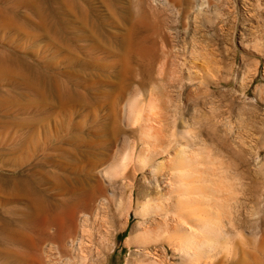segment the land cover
Instances as JSON below:
<instances>
[{
	"label": "rangeland",
	"instance_id": "1",
	"mask_svg": "<svg viewBox=\"0 0 264 264\" xmlns=\"http://www.w3.org/2000/svg\"><path fill=\"white\" fill-rule=\"evenodd\" d=\"M187 1L0 0V226L13 225L23 239L35 240L0 243V264H46L49 258V264H80L78 215L73 223L64 215L79 196L94 189L93 166L107 151L112 131L129 132L119 116L127 87L148 83L147 89L157 92V67L168 65L174 55L188 58L213 51L222 66L244 73L257 70L252 87H264V0H209L211 7L195 18L183 12L192 0ZM248 94L260 96L252 88ZM213 96L208 98L216 103L206 96L182 104V117L191 121L215 105V115L231 135H258V128L226 101L228 96ZM257 107L264 112V101ZM33 210L38 221L30 225L25 218ZM37 211L41 215L35 218ZM90 220L82 264L99 263L97 227ZM134 222L131 217L103 264H127L130 251L124 242ZM35 245L39 248L32 254ZM13 248L23 251L21 256ZM6 249L12 254L2 253Z\"/></svg>",
	"mask_w": 264,
	"mask_h": 264
},
{
	"label": "bare ground",
	"instance_id": "2",
	"mask_svg": "<svg viewBox=\"0 0 264 264\" xmlns=\"http://www.w3.org/2000/svg\"><path fill=\"white\" fill-rule=\"evenodd\" d=\"M211 5L209 0H192L183 12L186 17L195 18ZM261 55L264 61V53ZM220 62L213 51L192 54L188 58L174 55L168 65L161 64L155 71L154 83L161 88L157 92L151 87L147 89L148 83L135 84L131 90L127 87L129 94L119 109V116L129 132L112 129L115 131L106 142L109 143L107 151L93 164L94 189L90 194L78 193L81 197L78 195L74 207L64 215L69 221L78 215L80 264L85 259L83 252H88L91 218L97 227L96 259L98 257V264H103L131 217L135 222L124 242L130 251L127 264H264V112L257 109L258 103L264 101V87H252L257 70L244 73L233 66H222ZM251 88L260 94L258 98L248 94ZM215 94L228 96L226 101L239 115H245L248 124L258 128V135H231L222 118L215 115V105H209L203 114L198 113L200 117L197 115L191 121L182 117L185 114L181 115L180 108L188 102ZM121 98H117L119 102ZM118 126L117 129L124 128ZM32 213L25 218L30 225L37 220L34 210ZM38 213L35 218L40 217ZM44 215L42 221L46 220L47 215ZM35 228L32 230L40 233ZM23 235L13 225L0 226V243L23 244L25 240H34L27 235L23 239ZM41 237L36 239L41 240ZM44 239L45 243L47 236ZM69 242L72 245L73 241ZM37 247L39 245L35 250L32 246V254ZM9 251L2 253L19 255L23 252L14 248L12 253ZM52 254H48L49 257ZM41 257L38 258L41 260ZM50 260L45 263L49 264Z\"/></svg>",
	"mask_w": 264,
	"mask_h": 264
}]
</instances>
